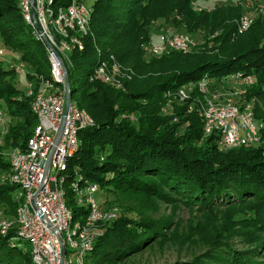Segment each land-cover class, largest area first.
<instances>
[{
	"label": "trees",
	"instance_id": "trees-1",
	"mask_svg": "<svg viewBox=\"0 0 264 264\" xmlns=\"http://www.w3.org/2000/svg\"><path fill=\"white\" fill-rule=\"evenodd\" d=\"M52 1L56 10L72 3ZM78 1L85 4L87 0ZM197 1H94L90 9L91 35L84 38V51L73 52V67L69 68L71 97L96 124L80 132V148L69 164L66 187L74 221H82L89 214L86 208L76 205L68 189L74 181L83 186L97 184L100 198L127 193L133 198L142 195L164 200L170 191L187 198L199 197L204 205L213 207L246 200L264 204V129L260 145L225 151L221 150L217 135L205 136L202 119L196 113H188V103L172 102L177 122L162 115L171 99L169 94L206 77L223 80L237 74L252 76L255 83L247 91V100L256 97L264 101V21L255 23L243 35H234L241 14L219 9L213 13L199 11L195 7ZM172 16L178 32L206 28L210 34L217 30L222 34L208 41L199 53H174L145 60L142 45L149 41V28L159 19ZM0 40L4 46L22 53L21 60L34 73L30 80L35 76L49 78L46 46L24 20L20 0H0ZM210 44H219V48L211 51ZM97 50L103 58L113 55L133 72L132 80L123 89L90 82L97 66ZM90 59H94L93 63ZM86 65L91 69L85 78L74 79V73ZM15 78L14 70L0 59V101L5 102L7 117L13 120L8 125L4 146L0 147V172L10 167L5 154L12 148L25 150L38 124L32 98L27 97ZM254 111L264 122L263 108L256 103ZM15 191V186L0 183V204L6 206L9 215L17 208ZM163 226V222L147 217L139 221L114 220L105 226L90 257L95 264H116L151 244ZM13 236L11 232L0 237V264H31L28 250L10 244ZM259 250L255 252L260 253ZM255 252L236 254L231 250L217 262L224 259L231 262L228 264H251Z\"/></svg>",
	"mask_w": 264,
	"mask_h": 264
},
{
	"label": "built area",
	"instance_id": "built-area-1",
	"mask_svg": "<svg viewBox=\"0 0 264 264\" xmlns=\"http://www.w3.org/2000/svg\"><path fill=\"white\" fill-rule=\"evenodd\" d=\"M20 6L34 36L46 46L50 74L49 78L35 76L30 80L29 76L34 73L27 70L25 63L16 66L7 62L16 75L26 77V95L32 98V110L38 124L25 150L12 148L5 154L10 167L0 172V183L16 187L13 197L17 208L13 215H9L6 206L0 204V237L5 238L14 232L10 244L13 247L26 245L24 250L30 252L31 264H87L97 240L104 234L100 226L114 221L115 214L103 209L97 198V184L83 186L74 181L69 185L76 205L89 211L84 220L74 221L68 206L69 164L80 148V132L94 127L95 121L72 97L65 115L66 94L71 95V89H66L62 63L69 75L73 52L84 51V38L91 35L92 12L78 0H72L68 7L57 10L52 0H34L33 3L20 0ZM260 12L264 14L263 9ZM252 25L250 17L242 16L238 33L248 31ZM195 47L196 42L190 35L175 29H163L159 42L149 41L142 45V50L146 57L160 59L174 53L190 54ZM96 53L97 66L89 77L90 82L98 81L117 90L123 89L124 84L132 80L133 72L123 67L113 55L103 58L100 50ZM4 57V48L0 46V59ZM230 79L244 81L245 89H237L228 79L206 77L184 85L173 95L169 94L168 104L171 103L172 107V102L188 103V113H196L202 119L206 137H219L222 150L258 146L264 122L256 117L254 102L246 97V88L255 83L254 78L237 74ZM6 117V112L0 108V147L4 146L9 133L8 127L4 126Z\"/></svg>",
	"mask_w": 264,
	"mask_h": 264
},
{
	"label": "rangeland",
	"instance_id": "rangeland-1",
	"mask_svg": "<svg viewBox=\"0 0 264 264\" xmlns=\"http://www.w3.org/2000/svg\"><path fill=\"white\" fill-rule=\"evenodd\" d=\"M94 1L87 0L85 4L91 9ZM195 7L199 11L206 10L208 13H213L219 9L233 11L235 15L241 14V17L247 15L253 20V25L264 21V14L260 12L261 9L264 10V0H198ZM241 17L236 20L237 33L234 35H243L248 32L238 33ZM173 22L174 16L169 19L161 18L151 25L149 41L159 42L161 30H173ZM182 31V33L185 32V34L190 35L196 42V47L192 53H199L208 41L217 39L222 34L220 30L210 34V30L206 28L192 32L186 29H182ZM145 43L143 42V44ZM0 46L5 51L3 58L5 62L13 63L16 66L25 63L21 60V52L4 46L1 40ZM208 47L210 50L215 49L216 51L219 44H210ZM144 59L149 60L151 58L144 55ZM93 60L90 59V62ZM25 65L28 71L32 70L28 63ZM89 69H91L90 65H86L85 68L75 72L74 79L83 80ZM230 78L231 76L227 78L228 82H234L232 84L237 89H245L244 81H240V79L231 80ZM14 81L19 84L22 90H28L24 75H16ZM122 83H125V80L122 79ZM248 89L246 88L247 91ZM252 99L254 104L257 103L263 108L264 115V101L256 97ZM170 105L171 103L166 104L162 110V115L174 118V122H177L178 118L173 112L174 106L170 107ZM0 108L6 112L7 108L4 101H0ZM12 121L8 116L4 126L8 127ZM100 156L105 157L106 154H100ZM133 197L127 193L105 194L101 198L97 196L98 200L100 198L99 202L103 209L115 214L114 220L127 218L139 221L147 217L153 221L163 222L164 226L146 248L123 258L116 264H228L231 262H224V259L218 262L217 260L225 257L224 253H229L231 250L236 254H246L255 252L260 248H262L259 250L260 253L255 252V256H251L252 263H264V222L262 221L264 219V204L255 200H249L251 202L246 200V202L237 204L213 207L204 205L203 200L199 197L187 198L180 195V192L170 191L167 192L168 198L164 200L147 198L142 195H139V198ZM106 225L107 223L102 224L100 229L105 230ZM21 247L24 249L26 245L22 244ZM90 255L87 258V264H95Z\"/></svg>",
	"mask_w": 264,
	"mask_h": 264
},
{
	"label": "water",
	"instance_id": "water-1",
	"mask_svg": "<svg viewBox=\"0 0 264 264\" xmlns=\"http://www.w3.org/2000/svg\"><path fill=\"white\" fill-rule=\"evenodd\" d=\"M32 3L34 2V0H31ZM56 56L57 58L61 61V58H60V55H58V53H56ZM62 67H63V70H64V73H65V84H66V89L69 90L70 89V80H69V75H68V71H67V68L66 66L64 65V63H62ZM70 100H71V95L70 93H67L66 94V111H65V115H67V112H68V109H69V106H70ZM96 125V124H95ZM61 139V134L59 136V139L57 141V144L59 143ZM38 194V193H37ZM37 196V195H36ZM33 205H34V201H33ZM35 206V205H34ZM38 213L40 214V211L37 210Z\"/></svg>",
	"mask_w": 264,
	"mask_h": 264
}]
</instances>
